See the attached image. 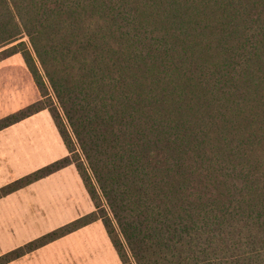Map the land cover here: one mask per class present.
Listing matches in <instances>:
<instances>
[{"label":"trees","instance_id":"obj_1","mask_svg":"<svg viewBox=\"0 0 264 264\" xmlns=\"http://www.w3.org/2000/svg\"><path fill=\"white\" fill-rule=\"evenodd\" d=\"M94 209L0 256L100 220L120 264H264V0H0Z\"/></svg>","mask_w":264,"mask_h":264},{"label":"rangeland","instance_id":"obj_2","mask_svg":"<svg viewBox=\"0 0 264 264\" xmlns=\"http://www.w3.org/2000/svg\"><path fill=\"white\" fill-rule=\"evenodd\" d=\"M39 98L19 53L0 61V119ZM66 155L67 150L48 110H41L0 129V189ZM93 209L74 164H67L47 176L19 186L0 197V256ZM66 237L70 240L68 247L64 244L56 247L59 250L70 248L67 250V262L70 264L78 263L76 254L81 249L84 253L82 264H119L100 220ZM35 256L31 252L18 264H38L34 260L29 261Z\"/></svg>","mask_w":264,"mask_h":264},{"label":"crops","instance_id":"obj_3","mask_svg":"<svg viewBox=\"0 0 264 264\" xmlns=\"http://www.w3.org/2000/svg\"><path fill=\"white\" fill-rule=\"evenodd\" d=\"M38 113V112H37ZM36 114V113H35ZM34 115V114H33ZM32 116V115H31ZM89 225V224H88ZM87 226V225H85ZM81 227L65 236H62L58 239H55L31 252H34L36 254L35 257H31L29 259V261H36V263L38 264H70L71 262H67V256H68V252L67 250H69L70 248H64L62 250L57 249L56 246L64 244L65 246L68 247L70 240H68V235L73 234L74 232L78 231V230H83L84 227ZM22 244V243H21ZM19 245V244H18ZM59 251L61 252V254H59ZM31 252H28L18 258H15L14 260H11L10 262L6 263V264H18L20 262V260H22L23 258H26L29 254H31ZM2 253V252H0ZM81 254V255H79ZM84 253H82V249L81 251L76 254V258H77V264H82V258ZM83 255V256H82ZM23 257V258H22ZM73 263H76L74 260L72 261ZM120 264V261H119Z\"/></svg>","mask_w":264,"mask_h":264}]
</instances>
